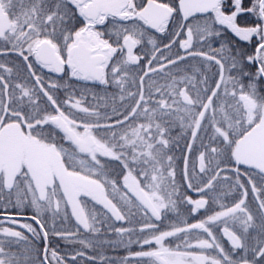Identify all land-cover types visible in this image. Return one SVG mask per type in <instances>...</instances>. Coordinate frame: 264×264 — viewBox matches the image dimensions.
I'll return each instance as SVG.
<instances>
[{"label": "snow or ice", "instance_id": "obj_1", "mask_svg": "<svg viewBox=\"0 0 264 264\" xmlns=\"http://www.w3.org/2000/svg\"><path fill=\"white\" fill-rule=\"evenodd\" d=\"M0 264H264V0H0Z\"/></svg>", "mask_w": 264, "mask_h": 264}]
</instances>
